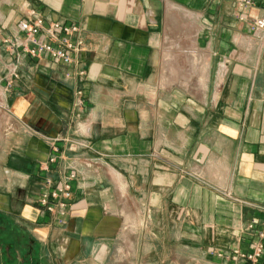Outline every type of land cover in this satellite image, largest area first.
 Returning <instances> with one entry per match:
<instances>
[{"label":"crops","instance_id":"1","mask_svg":"<svg viewBox=\"0 0 264 264\" xmlns=\"http://www.w3.org/2000/svg\"><path fill=\"white\" fill-rule=\"evenodd\" d=\"M31 12L79 27L71 64L14 57ZM260 13L0 0V264H241L264 207ZM45 178L70 184L62 213L38 202Z\"/></svg>","mask_w":264,"mask_h":264},{"label":"built area","instance_id":"2","mask_svg":"<svg viewBox=\"0 0 264 264\" xmlns=\"http://www.w3.org/2000/svg\"><path fill=\"white\" fill-rule=\"evenodd\" d=\"M233 1L243 9L260 8L261 13L251 17L249 29L253 33L264 31V0ZM17 28L21 36L4 40L15 58L19 55L17 51H21L37 60L48 55L54 62L71 64L72 54L80 49L81 39L77 25H65L56 21L45 23L42 17L31 12L28 17L18 21ZM73 177L74 173L71 172L68 179ZM43 184L45 191L40 194L38 200L40 206L50 213L55 214L57 211L62 213L71 195L69 182L66 180L52 186L51 181L45 178ZM254 207L262 213L260 219L253 218L249 224V228H254L260 223V227L255 231L256 239L251 242L249 251L233 249L230 255L233 260L241 259V264H257L264 252V207L257 205Z\"/></svg>","mask_w":264,"mask_h":264},{"label":"bare ground","instance_id":"3","mask_svg":"<svg viewBox=\"0 0 264 264\" xmlns=\"http://www.w3.org/2000/svg\"><path fill=\"white\" fill-rule=\"evenodd\" d=\"M170 29H171V28H170ZM165 44H166V43H165ZM165 49H166V48H165ZM174 49H175V48H174ZM164 54H165V53H164ZM168 55H169V54H168ZM169 56H170V55H169ZM169 56H168V57H169ZM196 57H197V56H196ZM169 61H170V60H169ZM199 63H200V62H199ZM202 69H203V68H202ZM202 69H201V70H202ZM193 74H194V73H193ZM200 76H201V75H200ZM206 76H207V75H206ZM203 77H204V76H203ZM120 177H121V176H120ZM119 184H120V183H119ZM124 185H126V184H124ZM118 188H119V187H118ZM119 191H120V190H119ZM122 192H123V191H122ZM124 192H125V191H124ZM125 193H126V192H125ZM124 196H125V195H124ZM135 220H136V219H135ZM136 223H137V222H136ZM132 226H133V225H132Z\"/></svg>","mask_w":264,"mask_h":264},{"label":"rangeland","instance_id":"4","mask_svg":"<svg viewBox=\"0 0 264 264\" xmlns=\"http://www.w3.org/2000/svg\"><path fill=\"white\" fill-rule=\"evenodd\" d=\"M128 248H129V246H128ZM132 249H133V246H132Z\"/></svg>","mask_w":264,"mask_h":264}]
</instances>
